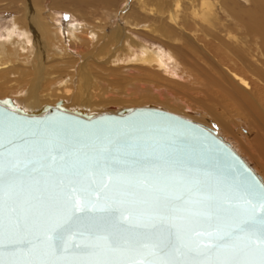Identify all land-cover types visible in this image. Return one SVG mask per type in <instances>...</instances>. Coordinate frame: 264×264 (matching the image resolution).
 <instances>
[{"label": "water", "instance_id": "95a60500", "mask_svg": "<svg viewBox=\"0 0 264 264\" xmlns=\"http://www.w3.org/2000/svg\"><path fill=\"white\" fill-rule=\"evenodd\" d=\"M60 103L36 113L0 98V262L217 259L177 236L194 247L242 225L264 186L223 136L158 107L93 115Z\"/></svg>", "mask_w": 264, "mask_h": 264}, {"label": "bare ground", "instance_id": "6f19581e", "mask_svg": "<svg viewBox=\"0 0 264 264\" xmlns=\"http://www.w3.org/2000/svg\"><path fill=\"white\" fill-rule=\"evenodd\" d=\"M4 1H8L9 5L22 3L23 6L14 7L23 15L21 14V17L11 16V26L6 29L3 35L0 34V91L7 89L8 93H10H7L4 97H11L18 105L29 112L36 113L48 112L50 108H45L46 106L54 108L60 101V106L63 108L83 110L93 115L119 113L125 108L153 106L176 113L195 122H197L194 119L196 116L195 112H197V109L203 111L202 108H204V110H207L206 114L217 120L225 131L235 132L237 136L236 125H240L243 122L249 123L251 133L247 136L249 143L247 144L246 141L245 144L247 145H244V148L255 159L258 171L264 178V0H190V11L183 19L177 14L180 0H174L175 4L173 3V7H168V16L165 20L160 21L154 15H145L146 21L141 25L143 33L161 41L164 44L163 47L153 46L130 34L129 30L140 26V21L134 22L132 20L133 26L130 24V19V23L126 19L123 23H119L120 25H117L118 27L115 30H111L113 32L110 34L111 38H108L109 36L106 34L108 36L106 38L111 41L116 40L117 44L115 46L117 45V47L109 59L106 57V63L109 65L108 62H111L110 67H103V69H110L109 72L113 75L117 74L118 71L117 76L112 75V79L114 77L115 79L118 78L112 83L119 86L126 84L127 78L134 80L139 78L140 80L137 79L138 82L140 81V83H137L139 85L135 84L136 82L134 83V81L130 83V79L127 84L131 85L129 89L130 91L132 90V94L137 93L139 94V96L135 95L137 98H148V101H144V98L142 99L144 103L142 101V103H136L137 101L131 102L129 100L130 105L126 102V106H118L117 108L119 109H113V106L111 107L112 109H108L106 105L107 111L104 107H102L104 109L95 110L94 106L99 107L102 103H118L120 100L122 101L124 95H122L123 97L120 96L122 99L117 100L115 98V100L109 96L108 88L107 92L109 94L106 93L103 98H100L103 100L98 101L96 98L97 101H93L95 95L94 97L92 95L95 92L93 90V93H91L90 89H92L95 77H100L103 73L102 66L100 67L101 71L96 69L95 66V70H93L95 72H90L92 64L89 63L91 67L88 68L86 63L91 57L93 58L92 54L97 50V47L93 46L96 41H99L97 40L98 36L104 33H99L98 28L96 29V26H93L92 23L90 25L88 22H81V20L70 22L63 30L53 22L50 23L48 21V23H45L40 17L41 12L36 3L38 0H0V7L7 4L6 2L1 6ZM137 3H141L142 7L140 0H137ZM139 4L137 5L139 6ZM218 5H220L222 13L216 8ZM142 10L145 11L144 9ZM138 12L140 13V11ZM108 14L110 15L111 13ZM51 15L54 16V13H51ZM223 16L226 18L224 19ZM149 19H157L161 22V25L154 26L149 24L147 23ZM189 21H193L198 28L193 33L188 30L189 26L192 25ZM54 26L58 28H54ZM198 30L205 34L203 40L200 38L201 34ZM44 32L45 34L50 33L49 36L52 35L53 41L61 40L63 36L59 35L63 32L64 37L71 42L70 44L75 46L71 47L76 49L86 47V50H88V43L93 47L89 46L88 52L86 51L87 54L83 55L84 59H86L85 62L83 61L81 65H78L76 60L79 55H74L70 51L65 52L66 50L61 51L62 48H58L60 45L57 43L58 47H55V49L58 52L55 53L58 56L62 54L66 57L64 61L60 60V65H58L62 66L61 69L63 68L64 72L67 73L66 75H68V78L66 76V80L62 83H59L57 79L56 70L54 72L47 71L46 44L49 41L47 43L44 41L42 36ZM96 37L97 39L93 43L92 40ZM212 40L218 43V48L213 46ZM105 41L103 46L100 45L101 48L98 47L100 51L107 45L108 40L105 39ZM99 44H101V41ZM56 54L54 58H56ZM24 55L26 56L25 58H23ZM32 56L38 58L40 63L36 64L35 61L33 62ZM121 61H124L125 65H119ZM17 62L22 64L20 65L22 67L23 64H30L33 67L32 73L34 76L29 79L28 82L30 84L25 92H20L19 87H17L19 86L18 84H21H17V82L24 81L22 80L24 78L22 73L25 71L21 73V77L18 75L20 81L13 77L16 75L14 71L16 67L14 68V66ZM55 64L53 65L54 68ZM100 64L103 65L102 63ZM17 67L20 68L18 64ZM57 68L59 69L60 67L55 69ZM245 69L246 71H244ZM24 70L27 71V69ZM105 75L107 76L108 73ZM52 78L58 82L56 81L53 83L54 85L46 86L44 82ZM108 78L111 79V75ZM71 80L78 84L75 90H73V85H71L73 89L69 85ZM134 84L136 86H133ZM103 89H106V87H103ZM17 90L20 92L19 97H16V94L12 92ZM113 90L114 88H112ZM116 90L118 89H115L114 93L118 92ZM126 90L125 92L128 91ZM99 91H101V88ZM99 91L96 93H99ZM101 94L104 95L105 93ZM132 94L127 93L126 99ZM98 96L101 97L100 95ZM181 96L198 101L199 108H196L197 105L184 103ZM234 106H238L237 113L239 116L236 118L237 124L234 122L235 119L232 118L235 115Z\"/></svg>", "mask_w": 264, "mask_h": 264}, {"label": "rangeland", "instance_id": "374dc122", "mask_svg": "<svg viewBox=\"0 0 264 264\" xmlns=\"http://www.w3.org/2000/svg\"><path fill=\"white\" fill-rule=\"evenodd\" d=\"M144 1V2H143ZM7 2V4L5 5V6H3L4 4L3 3H6ZM140 2H142V7H141V3L139 4V3H137V0H123V1H112V2H110V1H108V0H38L36 3H37V7L40 9V12H41V18H42V21H44L45 23H48V21L50 22V23H54L56 26H59V28H61L62 30L70 23V22H72V21H79V20H81V22L83 21V22H88L89 24L90 23H92V25L93 26H96V29L97 30H99L100 32L99 33H104V34H102V35H99V36H101L100 38H99V36H98V39H97V37L95 38V39H93L92 41H93V43H94V41L97 39V40H99L98 42L96 41V43H94L93 45V47H97L96 49V51L95 52H97L98 51V49L99 48H101V46L100 45H102L103 46V43H105L106 41H105V39L106 40H108V42H107V47L105 46L104 47V49H102L101 51H100V49H99V51H100V53H99V51L95 54V52L92 54L93 55V58L91 57L90 58V60H87L86 61V63H87V65H88V68H90L91 66L93 67H91L90 68V72H92L93 70H95L94 68H95V66H96V69H98L99 71H101V69H100V67L102 66V74L100 75V77L102 78V76H103V78L101 79L100 77H95V80H94V83H93V85H92V89H90V92L91 93H93V90H94V94L92 95V97H94V95H95V97L92 99L93 101H97L96 100V98L98 99V101H101V100H103V99H100V98H103V96H105L106 95V93H108L109 94V92H110V94H109V96H111V97H113V99H117V100H120V99H122V95H124V100L122 99V101L120 100L118 103H102V104H100V106L99 107H95L94 106V108H96L95 110H100L102 107H104L105 108V106L108 108V109H119V108H117L118 106H126V102L128 103V105H130V101L131 102H136V103H139V102H143V98L144 97H139V98H137L135 95H137V96H139V94H137V93H134V94H132V90L130 91V89H129V86H131V85H128L127 83H132V81H134V83L135 84H137V83H140V81L138 82V80H140L139 78H136L135 80L134 79H131V78H127V85L126 84H124V85H121V86H119V85H116L115 83L113 84L112 82H114V81H116L118 78H116L115 79V77L112 79V77L113 76H117V74H118V71H117V74H115V75H113V74H111V72H109L110 71V69L108 70V68L107 69H103V67H110L109 65L111 64V62H108L109 63V65L106 63V59L108 58L109 59V57H110V55H112V53H113V51L115 50V48L117 47V45L115 46V44H117L116 43V40H110V39H108V38H111L110 37V34L111 33H113L112 31L113 30H115V28H117L121 23H123V21H126V20H128V22L131 24V26H133L134 25V23L132 22V20L134 21V22H139L140 21V26H138V27H135V29H132L131 28V30H129V32H130V34L133 36V37H136L137 39H140V40H142V41H144V42H146V43H150L151 45H153V46H156V47H163V43H161V41H159L158 39H155V38H153V37H151L150 35H146L145 33H143V30H141V28H142V26L141 25H143L144 23H145V21H146V18H145V15H154V17H157V18H159V20L161 21V20H165L166 18H167V16H168V11L167 10H169V8H171V7H173L172 5H174L175 4V2H174V0H140ZM107 3V4H106ZM145 5H144V4ZM174 3V4H173ZM137 4H139V6L137 5ZM13 7H12V6ZM1 6H3V7H0V34L1 35H3L4 33H5V31H6V29L7 28H9L10 26H11V18L12 17H14V16H19V17H21L23 14L22 13H20V12H18L17 10H16V8H14V7H23L22 6V3H16V4H8V1H4V2H2L1 3ZM190 6H191V3H190V0H180L179 1V9H178V12H177V14L180 16V18H184V16L186 15V14H188V12L190 11L189 10V8H190ZM219 6V7H218ZM216 8H218L217 10L218 11H221L220 13H222V10H221V8H220V5H218ZM145 7V8H144ZM169 7V8H168ZM14 8V9H13ZM130 8H131V10H130ZM144 9L145 11H143L142 9ZM147 8V9H146ZM142 10V11H141ZM148 10V11H147ZM107 11V12H106ZM138 11H140V13L138 12ZM153 12V13H152ZM51 13H54V16H52L51 15ZM106 13H107V18H106ZM108 13H111L110 15L108 14ZM138 13V14H137ZM152 13V14H151ZM22 14V15H21ZM126 14H127V16H126ZM141 14V15H140ZM83 15V16H82ZM139 15V16H138ZM12 16V17H11ZM53 19H52V18ZM85 19H84V18ZM111 19H110V18ZM224 17V19L226 18L225 16H223ZM74 18V19H73ZM109 19V20H108ZM126 19V20H125ZM130 19V20H129ZM135 19V20H134ZM89 20V21H88ZM105 20H108V21H105ZM138 20V21H137ZM96 21V22H95ZM147 21H149V22H147V23H149V24H152V25H156V26H159V25H161V22H159L157 19L156 20H151V19H149V20H147ZM190 23H192V25L191 26H189V28H188V30L191 32V33H193L194 31H196V29H198L197 28V26H195L194 25V23H193V21H189ZM94 23H95V25H94ZM97 23V24H96ZM102 23V24H101ZM120 23V24H119ZM59 24V25H58ZM91 25V24H90ZM104 25V26H103ZM118 25V26H117ZM56 26H54V28H58V27H56ZM98 26V27H97ZM194 28H193V27ZM103 27V28H102ZM113 28V29H112ZM101 29V30H100ZM130 29V28H129ZM105 30V31H104ZM112 30V31H111ZM104 31V32H103ZM3 32V33H2ZM198 32L201 34L200 35V38L203 40L204 38H205V34L201 31V30H198ZM49 34L50 33H46L45 34V32L43 33V39H44V41L47 43L48 41V43L46 44L47 45V50H46V61L48 62V65L46 66L47 67V71L48 72H54L55 70H56V74H58V77H57V79H58V81H59V83H62L64 80H66V78H68V75H66L67 73L66 72H64V70H63V68L61 69V67L62 66H58V65H60V60H62V61H64V59L66 58V57H64V55H62V54H60L59 56H58V54H56L55 52H58V51H56V49H55V47H58V45H60V47H58V48H62L61 49V51H65V52H69L70 51V53H72L73 52V54L74 55H79L80 57H81V59H79L78 57H77V60H76V64H82L83 63V61L85 62V60L86 59H84L85 57L83 56V55H85V53H86V51L88 52V50H89V46L91 45L90 43H88L89 44V46H87V48H88V50H86V47H81V48H78V49H76V48H73V47H75V46H73L72 44H70L71 42H69L67 39H66V37H64L65 35H63V32H62V34H60L59 36H63L62 38H61V40H56V41H53V38H51V36L52 35H50L49 36ZM109 36H107V35ZM203 34V35H202ZM47 37H48V39H47ZM104 37V38H103ZM106 37H108V38H106ZM51 39H52V41H51ZM102 39V40H101ZM65 41V43H63ZM100 41H101V44H99L100 43ZM109 41H111V42H109ZM56 42V43H55ZM57 43H58V45H57ZM212 43H213V46L215 47H217L218 46V43L215 41V40H212ZM214 43H215V45H214ZM52 44V45H51ZM65 44V45H64ZM56 45V46H55ZM68 45H70V46H68ZM51 46H53V47H51ZM62 46V47H61ZM68 46V47H67ZM71 46H73V47H71ZM112 46V47H111ZM65 49H64V48ZM91 47H92V45H91ZM90 47V49H92ZM99 47V48H98ZM113 48V49H111V48ZM218 48V47H217ZM55 49V50H54ZM69 49V50H68ZM73 49V50H72ZM75 49V50H74ZM83 49V50H82ZM50 51V52H49ZM75 51V52H74ZM112 51V52H111ZM54 52V53H53ZM77 52V53H76ZM50 53V54H49ZM35 54V53H34ZM49 54V55H48ZM52 54H53V57H52ZM55 54H56V58H58L57 60H56V58H54L55 57ZM73 54H69V55H73ZM87 54V53H86ZM227 54V53H226ZM35 56V55H34ZM34 56H32L33 57V62L35 61V63L36 64H39L40 63V60L38 59V58H36V57H34ZM61 56H63V57H61ZM67 56V55H66ZM122 56V55H121ZM120 56V57H121ZM26 56L24 55V57L23 58H25ZM107 57V58H106ZM119 57V58H120ZM36 58V59H35ZM48 58V59H47ZM62 58V59H61ZM125 59V58H124ZM50 62H49V61ZM56 62H55V61ZM97 60V61H96ZM102 60V62H100ZM105 60V61H104ZM52 61V62H51ZM99 61V62H98ZM32 62V63H33ZM46 62V63H47ZM123 62V63H122ZM240 63H241V61H239ZM56 63V64H55ZM62 63V62H61ZM92 64L91 66H90V64ZM100 63H102L103 65H101ZM125 62L124 61H121V63L119 64V65H121V66H123V65H125L124 64ZM17 64H18V66L20 67V68H18L17 67ZM17 64L14 66V68L16 67V69L14 70L15 71V73H16V75H14L13 77H15V78H17V81H18V79L21 77L20 75H21V73L23 72V71H25V72H23L22 73V75L24 76V78L22 79V80H24L23 82H21L20 81V79H19V81L20 82H17V84L18 83H21V84H18L19 86H17V87H19V90H20V92L22 91V92H25V90H27V88L29 87V79H31V77L32 76H34L33 75V67L30 65V64H23V67H24V69H27V71L29 72H27L26 70H24L23 69V67L22 66H20V65H22V64H20L19 62H17ZM55 64V68L56 67H60L59 69L57 68V69H55L54 68V65ZM100 64V65H99ZM105 64V65H104ZM242 64V63H241ZM25 65V66H24ZM57 65V66H56ZM28 66H30V67H28ZM76 66V65H75ZM75 66H74V68H75ZM31 67H32V69H31ZM76 68H77V66H76ZM18 69V70H17ZM61 69V71H59ZM98 70H96L97 72H98ZM19 71H20V74H19ZM66 71V70H65ZM106 71V72H105ZM244 71H246V69L244 70ZM18 72V73H17ZM31 72V73H30ZM93 72H95V71H93ZM26 73V74H25ZM107 74L108 73V75L110 76L111 75V79L110 78H108L109 76L107 75H105V74ZM31 74V75H30ZM60 74V75H59ZM63 74L65 75L64 77H63ZM18 75L20 76L19 78H18ZM113 75V76H112ZM17 76V77H16ZM30 76V77H29ZM61 76V77H60ZM67 76V77H66ZM70 76V75H69ZM66 77V78H65ZM108 79H107V78ZM64 78V79H63ZM101 80H100V79ZM27 79V80H26ZM115 79V80H114ZM138 79V80H137ZM97 80V81H96ZM128 80H129V82H128ZM137 80V81H136ZM57 80L56 79H54V78H52V79H50V80H48V81H46V82H44L45 84H46V86H48V85H50V84H52V85H54L53 83H55ZM57 81V82H58ZM72 81V80H71ZM69 82L70 84V87H71V85H73L72 87H74V89L73 90H75L77 87H78V84L75 82ZM101 81H102V83H101ZM16 82V81H15ZM104 82V83H103ZM72 83H74V84H72ZM98 83H100V84H98ZM107 83V84H106ZM45 84H44V86H45ZM102 84V85H101ZM133 85V86H136V85ZM75 85H77V86H75ZM110 87H109V86ZM115 85V86H114ZM137 85H139V84H137ZM106 87V89H103V87ZM113 86V87H112ZM127 86V87H126ZM76 87V88H75ZM94 87H96V88H94ZM119 87H120V90H119ZM122 87V88H121ZM26 88V89H25ZM94 88V89H93ZM100 88H101V91H99L100 90ZM108 88H109V92H107L108 91ZM112 88H114V90L115 89H118V90H116V91H118V92H116V93H114V90L112 91ZM98 89V91H99V93H96V92H98V91H96ZM128 91H127V90ZM104 90V91H103ZM125 90L127 91V92H125ZM103 91V92H102ZM12 92H14V94H16L15 96L16 97H19L18 95L20 94V92L17 90V91H12ZM111 92H113L112 94H111ZM121 92H124V93H121ZM7 93H8V91H7V89H2L1 91H0V97H4L5 95H7ZM101 93H105L104 95H102ZM127 93L129 94V93H131L132 94V96H133V98L131 99V97L132 96H128V98L126 99V97H127ZM8 94H10V93H8ZM119 94V95H118ZM97 95V96H96ZM98 95H100L101 97H99ZM117 95V96H116ZM126 95V96H125ZM120 96H122L121 98H120ZM110 97V98H111ZM119 97V98H118ZM183 97V98H182ZM138 99V100H136V99ZM181 98L183 99L182 101L185 103H189V104H192V105H194V106H196V108H199V104H198V101H194V100H191V99H189L188 97H184V96H181ZM100 99V100H99ZM115 99V100H116ZM145 100L144 101H148V98L146 99V98H144ZM185 99V100H184ZM188 99V100H187ZM130 100V101H129ZM134 100V101H133ZM141 102V103H142ZM194 102V103H193ZM121 105H120V104ZM144 103V102H143ZM98 104V105H99ZM131 104H133V103H131ZM104 105V106H103ZM108 105H111V106H108ZM97 106V105H96ZM113 106V107H112ZM112 107V108H111ZM237 107L238 106H234L233 107V110H234V112H235V115L232 117L233 119H235L234 120V122L237 124L238 122H236V118H237V116H239L238 115V113H237ZM104 108H102V109H104ZM107 108H105V110L107 111ZM202 110L203 111H201L200 109H197V112H195V114H196V118L194 117V119L198 122L199 121V123L200 124H204V125H206V126H209V127H211V128H214L217 132H218V135H220V136H223V138L227 141V142H229L230 144H231V146L250 164V166L255 170V172L262 178V180L264 181V178H263V175H261V173L258 171V168H257V164H256V161H255V159L252 157V155H250L249 154V152L246 150V148H244V145H247L248 143H249V140H248V138H247V136H248V134L249 133H251V129H250V125H249V123H246V122H243V123H240V125H236V130L238 131L237 133H238V136L236 135V133L234 132V133H231V132H227V131H225L224 129H223V127H222V125L217 121V120H215L212 116H210V115H208V114H206L207 112V110H204V108H202ZM205 112V113H204ZM194 116V115H193ZM235 117V118H234ZM201 121V122H200ZM235 129V128H234ZM245 141V142H244ZM246 141H247V144H245L246 143Z\"/></svg>", "mask_w": 264, "mask_h": 264}, {"label": "snow or ice", "instance_id": "6c2138e0", "mask_svg": "<svg viewBox=\"0 0 264 264\" xmlns=\"http://www.w3.org/2000/svg\"><path fill=\"white\" fill-rule=\"evenodd\" d=\"M82 202L77 201V210H80ZM247 204L250 208V214L245 222L233 229L220 233H207L210 240L207 244L203 242H193L195 246L186 243L184 237L178 235L177 241L188 251H196L199 255L212 256L215 255L217 259H206L200 261L199 264H264V186H262L257 201L248 200ZM179 210V209H177ZM56 233L48 236L47 239L52 240L55 238ZM196 236L205 235L204 233L197 232ZM96 240H103L104 247L111 251H118L119 244L116 241L108 240L104 237H97ZM228 241L230 243L226 244ZM25 245H30L31 241L23 242ZM96 247L95 243L90 245ZM67 249V242H65V250ZM212 249L216 251L213 253ZM59 250V249H57ZM179 251V247L176 248ZM226 250L230 252L225 255ZM162 249H153L152 255H158ZM224 256V258H220ZM243 256V259L237 257ZM3 264V262H0ZM38 264H56V262L40 261ZM79 264H93V262H79ZM95 264H108V262L96 261ZM129 264H168L167 261H153V260H139L129 262Z\"/></svg>", "mask_w": 264, "mask_h": 264}]
</instances>
